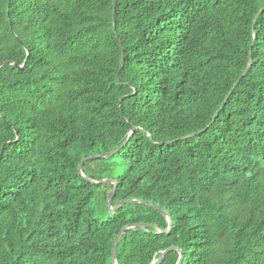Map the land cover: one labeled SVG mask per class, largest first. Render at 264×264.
I'll list each match as a JSON object with an SVG mask.
<instances>
[{
    "label": "trees",
    "instance_id": "trees-1",
    "mask_svg": "<svg viewBox=\"0 0 264 264\" xmlns=\"http://www.w3.org/2000/svg\"><path fill=\"white\" fill-rule=\"evenodd\" d=\"M0 151V264H264V0H0Z\"/></svg>",
    "mask_w": 264,
    "mask_h": 264
},
{
    "label": "water",
    "instance_id": "water-1",
    "mask_svg": "<svg viewBox=\"0 0 264 264\" xmlns=\"http://www.w3.org/2000/svg\"><path fill=\"white\" fill-rule=\"evenodd\" d=\"M114 4V3H113ZM263 10L260 11V13L262 12ZM256 20V18L254 19V21ZM113 25H115V11L113 12ZM252 33L254 34V31H253V25H252ZM251 60H252V57H251V48H250V52H249V60H248V64H247V67L242 75V77L244 75H246L247 71H248V68L251 64ZM123 61H124V54L122 53V59H121V65L118 69V72H117V75H116V80L117 82H119V74H120V71H121V68H122V64H123ZM15 66V65H14ZM16 67V66H15ZM21 67H19V69H21ZM241 77V78H242ZM240 78V79H241ZM238 79L234 86L231 88V91L230 93L228 94L226 100L228 99V97L230 96L232 90L234 89V87L236 86V84L239 82ZM223 107V106H222ZM221 107V108H222ZM220 108V109H221ZM218 115V112L215 114V117ZM214 117V119H215ZM213 119V120H214ZM212 120V122H213ZM136 131V128L135 127H132L129 131V135L127 137V140H129L132 135L134 134V132ZM203 131H200L198 133H195V134H192L190 136H187L185 138H181L179 140H184L186 138H192V137H195L199 134H201ZM148 138L151 140V137L148 136ZM126 140V141H127ZM126 145V142H124L119 148H116L108 153H105V154H101V155H98V156H90V157H86V158H83L79 164H78V167H77V171L79 173V175L88 183L90 184H93V185H101V184H112L113 185V189L109 192L108 196H107V209L109 211L110 214H113L118 208H120L122 205L124 204H140V205H143V206H146V207H149L153 210H156L158 211L159 213H161L167 220V229L165 230H160V233H163V234H169L172 230V221H171V218L170 216L162 209H160L158 206H155L153 204H150L148 202H145V201H141V200H135V199H129V200H125V201H120L118 203H116L114 206L112 205V199L115 195V191H116V188H117V182L115 181H112V180H100V181H94L92 179H89L88 177H86L82 171V164L86 161H91V160H97V159H108L110 158L111 156H113L115 153H117L122 147H124ZM1 156H2V151H0V159H1ZM150 225H143V224H130V225H127L125 226L124 228H122L120 230V232L117 234V236L115 237L114 241H113V245H112V249H111V264H117V261H116V251H117V245L119 243V240L120 238L122 237V235L127 231V230H132V229H136V228H149ZM171 251H177L178 254H179V258H178V261L176 264H182V260H183V257H182V251L177 248V247H170L168 249H166L165 251H163L159 257L156 259V260H153L150 264H161L164 257Z\"/></svg>",
    "mask_w": 264,
    "mask_h": 264
}]
</instances>
